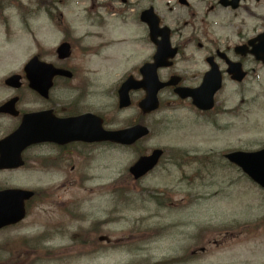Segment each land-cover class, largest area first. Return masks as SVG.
<instances>
[{"label": "rangeland", "instance_id": "obj_1", "mask_svg": "<svg viewBox=\"0 0 264 264\" xmlns=\"http://www.w3.org/2000/svg\"><path fill=\"white\" fill-rule=\"evenodd\" d=\"M157 3L156 11L175 31L173 41L183 43L179 32H188V11L173 0ZM41 6L49 17L42 12L30 20L20 10ZM90 6V0H0V76L22 70L34 53L46 61L54 58L67 37L73 44L67 66L78 74L92 72L77 89L90 94L85 108L91 104L119 123L138 111L118 114L114 88L134 64L154 53L138 19L144 2L137 0L126 14L115 13L104 29L89 21L95 12ZM205 9L201 3L199 25ZM64 27L70 31L64 33ZM168 97L161 95L163 102ZM227 99L243 101L240 125L235 127L232 117L221 120L231 124L227 131L207 129L178 107H163L144 119L150 129L147 149L186 150L205 155L212 164L165 161L141 183L129 184L125 178L139 150L99 149L89 154V165L85 155L84 165L73 172L68 166V187L55 192L47 212L35 208L19 227L0 232V264H264V193L216 159L226 150L264 146V93L229 94ZM82 175L90 180L76 182ZM99 237L109 244H98Z\"/></svg>", "mask_w": 264, "mask_h": 264}, {"label": "flooded vegetation", "instance_id": "obj_2", "mask_svg": "<svg viewBox=\"0 0 264 264\" xmlns=\"http://www.w3.org/2000/svg\"><path fill=\"white\" fill-rule=\"evenodd\" d=\"M134 1L112 0L110 3L102 4L101 0H94L95 4L92 9H106V11H111L112 13H125L133 5ZM140 1L144 2L145 9L153 8L157 13V0ZM173 1L178 7H181L178 4V0ZM185 1H187V6L181 8L188 11L192 22L189 25V29L187 25L184 27L188 30V37L184 39L183 43H178L176 47L181 50L184 49L183 46L186 44L190 53H179L170 68L159 70V79L163 82H169L171 77L177 76L179 78L178 86L198 89L201 87L205 75L209 74L210 88L215 85L220 87L214 95L213 107L210 110L201 111L195 108L191 104V100L177 101L175 99L174 103L181 105L184 110L187 109L196 121L195 123L204 124L207 129L214 127L216 131H220L223 127L224 131H227L231 124L222 123V119L232 117L236 127L242 123L243 117V101L231 103L227 99L228 95L236 94L238 97L247 94L264 93V60L260 58L264 53V0H241V2L233 4L235 8L231 5L235 0H224L225 4H223V0ZM201 3L205 5L206 9L203 14L204 19L199 25L195 22V19L198 18L197 12H199L198 8ZM44 13L48 15L45 9ZM34 14L32 13L33 16ZM160 22L161 25H165L162 18ZM96 24L98 25V23ZM145 30L147 34V28ZM174 36L175 31L172 30L171 37L173 38ZM53 64L58 68H65L58 62ZM88 73L92 74L90 71ZM88 73L82 71L81 74L77 75L76 73V76L74 74L71 81L75 82L76 89L68 87L67 82L70 80L60 77L55 78L53 86L44 98L32 91L22 77L20 88L17 90L6 88L7 96L0 105L9 100H15V107L12 109L13 113H0V142L21 125L24 116L33 113H42V119H46L47 122L54 119L76 117L83 113H93L102 117L104 129L114 130L113 125L115 123L109 122L104 114L93 110L95 108L93 105L88 104L89 108H85L86 100L90 94L85 95L77 89L89 78L87 77ZM130 75L135 80L141 78L139 73L129 72L124 75L123 80ZM174 90L175 87H168L161 93L167 92L172 95ZM113 95L117 104V89ZM143 97L144 91L142 90L131 92L132 105L130 109L134 103L136 104ZM163 105L167 109L171 108L166 102H163ZM144 119L145 117L140 119L129 117L126 124L132 126L138 123H145ZM115 148L132 151L140 149L141 152L149 151V148L147 149L145 146V141H139L132 147H121L110 143L84 144L77 141L66 144L52 142L32 144L20 152L19 166L12 169H0V178L6 177L5 180H0V191L17 189L30 193L28 198L21 196V206L17 207L16 211L17 213L21 210L25 214L26 219L35 208L39 209V211L47 212V208L52 204L55 192L68 187L70 182L67 178L68 166H70V171L73 172L78 165H84L85 155L88 157L86 164L89 165V161L93 159V157H89V154L99 149ZM188 152L190 151L176 150L175 154H168L163 149V156L160 159L159 166L165 161L178 166L179 161L184 162L186 156L191 158L196 156ZM196 163L198 162L196 161ZM199 163H203L206 166L204 161ZM60 172H64L66 175H62ZM152 173L135 182L129 180L131 181L129 184L141 183ZM10 176L14 178V181L9 182ZM84 178L86 179L85 182L90 180V176L87 178L82 175L77 178L76 182L83 184ZM17 201L15 199L14 202L17 203ZM41 207L42 210H40ZM20 225L11 226L4 230H11Z\"/></svg>", "mask_w": 264, "mask_h": 264}, {"label": "water", "instance_id": "obj_3", "mask_svg": "<svg viewBox=\"0 0 264 264\" xmlns=\"http://www.w3.org/2000/svg\"><path fill=\"white\" fill-rule=\"evenodd\" d=\"M146 17V14L142 16V20L148 22L150 31H151V38L154 40L156 34V28H157V21L155 23H152V21ZM167 35L164 37V41L158 44V52L157 55L154 57L155 64L152 65L151 71L149 74L147 73V70H142L143 74L145 75V80L143 83H146V92L147 96L145 100H143L140 103V108L143 111V113H150L157 109L158 102H157V93L162 88V85L158 84L157 82V76H156V69L159 66V63L161 61H164L167 57H173L175 54V50L166 53L168 50V39ZM165 44V48L161 45ZM59 54L62 59L67 58L69 56V47L67 45L62 46L59 49ZM167 55L165 58H163V55ZM25 70L29 73V78L32 81L33 86L40 85L38 87H48L50 86V80L55 74L65 75L69 76L66 72L61 71H54L51 70L49 66H46L45 64H41L36 60H32L29 62ZM15 78L10 79L7 81L8 85H12L15 82ZM142 83V84H143ZM141 84H138L137 87L133 88H139ZM132 87L128 83L122 87L119 90V96H120V108H125L129 106V98H128V92ZM179 95L182 98H185L187 96H191L193 99L196 98V95L191 94H185V93H179ZM212 94L208 95V99L211 100ZM199 104H197L200 107L206 106V100L205 98H201L197 101ZM211 101H209L210 104ZM148 133L147 129L136 126L128 130L120 131V132H114V133H106L104 137H98L97 140H111L113 142L123 144V145H130L134 143L135 141L139 140L143 136H145ZM160 156V152L154 151L150 157H144L140 158L130 169L129 172L134 175L135 178H138L145 174L147 171L151 170L158 158ZM229 160L231 162H234L238 166H240L243 171L257 184H259L264 189V150L255 154H233L228 156ZM2 221H0L1 224ZM2 225H0L1 227Z\"/></svg>", "mask_w": 264, "mask_h": 264}]
</instances>
